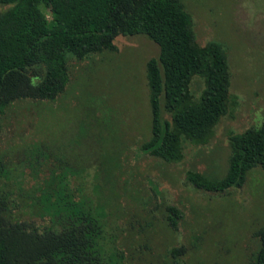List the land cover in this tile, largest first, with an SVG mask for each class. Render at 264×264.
Instances as JSON below:
<instances>
[{
  "label": "rangeland",
  "instance_id": "rangeland-1",
  "mask_svg": "<svg viewBox=\"0 0 264 264\" xmlns=\"http://www.w3.org/2000/svg\"><path fill=\"white\" fill-rule=\"evenodd\" d=\"M182 1L197 41L225 45L234 104L210 140L188 146L181 161L140 148L151 135L145 64L159 54L144 34L119 35L116 51L72 59L71 78L56 100L15 102L0 119V152L24 186L41 184L52 170L77 172L70 182L93 205L104 206L106 229L116 233L114 244L125 256L120 264H243L257 248L254 231L264 223V168H252L240 188L224 193L198 189L186 179L189 170L222 176L229 134L264 119V0ZM194 88L198 95L202 81L196 78ZM37 143L44 155L50 152L48 159ZM167 205L182 212L175 226ZM179 246L184 253L172 255L170 249Z\"/></svg>",
  "mask_w": 264,
  "mask_h": 264
},
{
  "label": "trees",
  "instance_id": "trees-1",
  "mask_svg": "<svg viewBox=\"0 0 264 264\" xmlns=\"http://www.w3.org/2000/svg\"><path fill=\"white\" fill-rule=\"evenodd\" d=\"M193 26L182 0H0V119L15 102L56 100L71 78L72 59L116 51L119 35L144 34L159 54L145 64L151 135L140 148L165 161H181L188 146L210 140L230 101L234 104L225 45L200 44ZM196 78L202 81L198 95ZM228 144L222 176L189 170L186 179L208 192L240 188L252 168H264V119L258 127L230 133ZM35 149L48 159L50 152L44 155L40 144ZM11 165L0 152V264L123 261L116 233L106 229V214L100 213L104 206L93 205L81 187L72 186L75 170H52L41 184L26 187ZM36 166L30 169L37 175ZM167 210L175 226L182 212L174 205ZM254 236L257 248L243 264H264V223Z\"/></svg>",
  "mask_w": 264,
  "mask_h": 264
}]
</instances>
